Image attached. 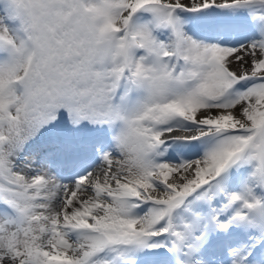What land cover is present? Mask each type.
<instances>
[{
    "label": "snow or ice",
    "instance_id": "6c2138e0",
    "mask_svg": "<svg viewBox=\"0 0 264 264\" xmlns=\"http://www.w3.org/2000/svg\"><path fill=\"white\" fill-rule=\"evenodd\" d=\"M0 264H264V0H0Z\"/></svg>",
    "mask_w": 264,
    "mask_h": 264
}]
</instances>
